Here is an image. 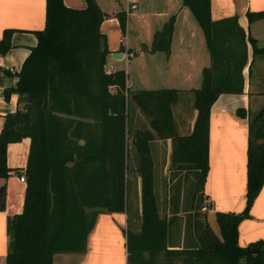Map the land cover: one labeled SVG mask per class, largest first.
<instances>
[{"label":"trees","instance_id":"16d2710c","mask_svg":"<svg viewBox=\"0 0 264 264\" xmlns=\"http://www.w3.org/2000/svg\"><path fill=\"white\" fill-rule=\"evenodd\" d=\"M72 7L46 0V22L36 30L16 85L20 105L6 114L0 132V177H8V145L30 137L24 170L27 187L21 212L8 216L6 264H54V254L84 251L99 211H127L124 229L127 264H264V241H237L238 223L264 181V104L248 118L245 205L241 211H215L219 232L206 216L203 185L208 170L209 112L221 92H241L247 42L256 39L237 16L213 19L210 0H182L201 27L210 62L192 88L196 116L188 133L175 127L171 105L178 89L131 88L123 68L105 70L109 49L99 25L106 13L96 0ZM125 31L126 12L115 13ZM248 21L264 10H247ZM174 16L153 33L148 50L169 52ZM13 29L0 38V54L12 46ZM147 117V127H133L129 104ZM238 113L245 114L243 108ZM170 138V167L191 176L189 244H169L172 221L161 215L154 190L150 141ZM17 171L21 172L20 168ZM139 180V226L129 216V176ZM7 184H0L5 209ZM198 200L194 205L193 200ZM206 201V202H205ZM204 209L199 213V209ZM200 215V216H198ZM159 260V261H158Z\"/></svg>","mask_w":264,"mask_h":264},{"label":"crops","instance_id":"0c3cea01","mask_svg":"<svg viewBox=\"0 0 264 264\" xmlns=\"http://www.w3.org/2000/svg\"><path fill=\"white\" fill-rule=\"evenodd\" d=\"M63 1L72 7L86 5L85 0ZM96 2L107 14L99 25L109 49L106 63L112 62L114 68H123L126 83L131 88H177V99L171 105L173 121L179 133L190 132L197 112L193 106L192 88L201 84V71L209 64L210 56L203 31L199 30L201 27L189 7L182 0ZM131 2L136 6L130 7ZM247 10H264V0H210L213 19L237 16L238 24L256 39L261 50L253 53L247 42V63L242 70L243 90L219 93L210 107L208 170L203 185L208 202L207 220L208 214L215 218L216 210L241 211L245 205L248 118L264 104V16L249 22ZM117 11L126 12L124 32L115 15ZM171 15L174 23L169 52L148 50L154 31ZM45 22L46 0H0V38L6 28L14 30L12 46L0 54V132L6 114L20 105L19 93L7 91L16 85L17 72L37 44L36 30L44 28ZM127 50H132L133 55L126 57ZM115 51L122 52V56L113 58ZM185 106H189V111H185ZM239 108H243L245 114L238 113ZM137 124L134 119L132 126ZM155 139L166 149L171 145L170 138ZM29 148L28 136L8 145V165L12 170L8 177H0V184H7L6 207L0 209V264H6L8 216L23 210L27 181L20 175L25 174ZM136 194L137 209L140 210L138 179ZM127 217V211H99L87 234L86 249L56 252L54 264H127L124 234ZM256 239L264 241V181L249 208V216L238 223L240 245Z\"/></svg>","mask_w":264,"mask_h":264},{"label":"rangeland","instance_id":"374dc122","mask_svg":"<svg viewBox=\"0 0 264 264\" xmlns=\"http://www.w3.org/2000/svg\"><path fill=\"white\" fill-rule=\"evenodd\" d=\"M199 30L202 31L200 28ZM188 109L189 106L188 108L185 106L186 112L189 111ZM185 111H183L181 116L184 115ZM137 114H139V117ZM134 119H136V123H138L137 125L140 127L148 126L147 117L138 109L135 103L131 102L129 104V120L131 124H134ZM157 142L158 139L151 140L150 149L153 159L154 190L157 196L159 213L161 215H167L168 218L172 219L169 227V242L177 243L180 246L187 245L190 239V233L187 227L189 216L197 217V214L190 215L192 214L189 191L191 176L184 175L181 170L172 169L170 167L171 145L166 149L163 144L159 145ZM129 179V216L134 220L133 227L138 228V201L136 194V179L133 173L130 174ZM192 202L194 205L198 204V200L196 199ZM203 210L202 208L199 209V213ZM207 211L208 208L206 209V216ZM208 221L214 232L218 233V226L213 214H208Z\"/></svg>","mask_w":264,"mask_h":264},{"label":"built area","instance_id":"2783aa9c","mask_svg":"<svg viewBox=\"0 0 264 264\" xmlns=\"http://www.w3.org/2000/svg\"><path fill=\"white\" fill-rule=\"evenodd\" d=\"M135 6H136L135 2H131V3H130V7H135ZM132 55H133V51H132V50H127L125 56H126V57H129V56H132ZM114 69H115V68H114L112 62H108V63L105 64V70H106L107 72L113 71ZM20 178H21L22 180H26V176H25V174H21V175H20Z\"/></svg>","mask_w":264,"mask_h":264},{"label":"water","instance_id":"95a60500","mask_svg":"<svg viewBox=\"0 0 264 264\" xmlns=\"http://www.w3.org/2000/svg\"><path fill=\"white\" fill-rule=\"evenodd\" d=\"M121 56H122V52H120V51H115L112 53L113 58H119Z\"/></svg>","mask_w":264,"mask_h":264}]
</instances>
